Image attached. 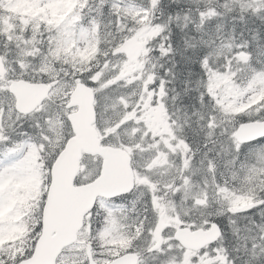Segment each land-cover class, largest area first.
<instances>
[{"label": "snow or ice", "instance_id": "snow-or-ice-1", "mask_svg": "<svg viewBox=\"0 0 264 264\" xmlns=\"http://www.w3.org/2000/svg\"><path fill=\"white\" fill-rule=\"evenodd\" d=\"M0 264H264V0H0Z\"/></svg>", "mask_w": 264, "mask_h": 264}]
</instances>
